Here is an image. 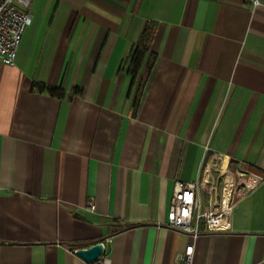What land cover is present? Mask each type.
Listing matches in <instances>:
<instances>
[{
    "label": "crops",
    "instance_id": "obj_1",
    "mask_svg": "<svg viewBox=\"0 0 264 264\" xmlns=\"http://www.w3.org/2000/svg\"><path fill=\"white\" fill-rule=\"evenodd\" d=\"M258 2L32 0L14 65L0 62V264H87L75 250L96 242L106 264H179L188 245L192 264L264 261ZM148 27L152 66L137 95L126 62ZM221 166L260 180L230 230L170 229L175 183Z\"/></svg>",
    "mask_w": 264,
    "mask_h": 264
},
{
    "label": "built area",
    "instance_id": "obj_2",
    "mask_svg": "<svg viewBox=\"0 0 264 264\" xmlns=\"http://www.w3.org/2000/svg\"><path fill=\"white\" fill-rule=\"evenodd\" d=\"M249 1L253 6L259 4L258 0ZM31 2L32 0H0V62L5 65L13 66L15 63L23 32L32 20ZM229 174L225 177L228 178ZM223 176L217 172L216 177L207 175L195 182H176L170 200L167 226L175 232L192 237L199 234L201 223L208 233L229 231L231 213L237 202L230 201L231 195L239 186L244 188L243 195H246L258 186L260 180L238 171L230 175L232 182L228 184ZM245 182L251 183L247 185ZM202 191L206 194L208 210L201 207ZM87 208L91 212L94 211L92 201L88 203ZM192 263L193 245H188L181 253L179 264ZM261 264H264V261Z\"/></svg>",
    "mask_w": 264,
    "mask_h": 264
},
{
    "label": "trees",
    "instance_id": "obj_3",
    "mask_svg": "<svg viewBox=\"0 0 264 264\" xmlns=\"http://www.w3.org/2000/svg\"><path fill=\"white\" fill-rule=\"evenodd\" d=\"M152 29L148 27L144 34L140 37L138 42L132 48L130 54L127 58V72L132 78V82L138 76V86H137V95L140 92L144 82L151 70L152 63L148 59L152 56L149 55L148 59L145 60V57L148 54L149 44L151 41ZM31 90L37 93H45L51 97H55L58 99H62L65 96L64 91L61 88H51L41 84L33 83L31 86ZM125 227L129 228L131 225H125Z\"/></svg>",
    "mask_w": 264,
    "mask_h": 264
},
{
    "label": "water",
    "instance_id": "obj_4",
    "mask_svg": "<svg viewBox=\"0 0 264 264\" xmlns=\"http://www.w3.org/2000/svg\"><path fill=\"white\" fill-rule=\"evenodd\" d=\"M103 245L96 242L87 248L75 250V255L87 264L95 263L102 255Z\"/></svg>",
    "mask_w": 264,
    "mask_h": 264
},
{
    "label": "rangeland",
    "instance_id": "obj_5",
    "mask_svg": "<svg viewBox=\"0 0 264 264\" xmlns=\"http://www.w3.org/2000/svg\"><path fill=\"white\" fill-rule=\"evenodd\" d=\"M222 169H224L225 171L224 172H222ZM218 172H220L221 174H223L224 176L223 177H225V175H227V174H229V175H231V174H235V173H233L232 171H230V170H228L227 169V167H222L221 166V169H220V167H219V171ZM226 178V177H225ZM227 179V178H226ZM243 193H244V188L243 187H241V186H239L237 189H236V191H235V193L233 194V195H231V197H230V201L231 202H236L242 195H243Z\"/></svg>",
    "mask_w": 264,
    "mask_h": 264
},
{
    "label": "bare ground",
    "instance_id": "obj_6",
    "mask_svg": "<svg viewBox=\"0 0 264 264\" xmlns=\"http://www.w3.org/2000/svg\"><path fill=\"white\" fill-rule=\"evenodd\" d=\"M225 170L222 169V172H224ZM232 182V178L231 176L229 175L228 178H227V183L230 184ZM247 185H250L251 182H245Z\"/></svg>",
    "mask_w": 264,
    "mask_h": 264
}]
</instances>
